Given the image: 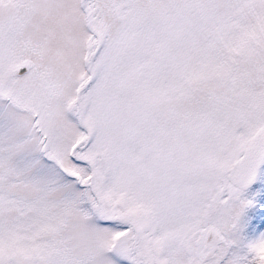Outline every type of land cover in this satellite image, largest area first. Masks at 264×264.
Segmentation results:
<instances>
[{"label":"snow or ice","instance_id":"1","mask_svg":"<svg viewBox=\"0 0 264 264\" xmlns=\"http://www.w3.org/2000/svg\"><path fill=\"white\" fill-rule=\"evenodd\" d=\"M0 264H264V0H0Z\"/></svg>","mask_w":264,"mask_h":264}]
</instances>
